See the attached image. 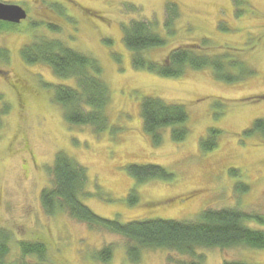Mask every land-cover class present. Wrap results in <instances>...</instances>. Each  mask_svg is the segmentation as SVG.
Segmentation results:
<instances>
[{
    "label": "rangeland",
    "instance_id": "1",
    "mask_svg": "<svg viewBox=\"0 0 264 264\" xmlns=\"http://www.w3.org/2000/svg\"><path fill=\"white\" fill-rule=\"evenodd\" d=\"M1 1L17 4L27 14L16 24L0 21V69L7 75L0 76V106H8L0 127V231L8 235L9 245L4 264H19L20 241L43 242L44 264H178L186 259L166 249L145 248L139 261L131 263L124 236L90 228L63 211L47 214L40 192L51 186L48 167L58 151L86 167L90 194L80 200L105 219L195 220L207 207L264 216V138L244 133L255 119L264 118V0H171L179 13L173 33L164 25L167 0ZM133 20L151 22L165 41L141 52L149 61L163 63L174 48L196 43L205 52L242 59L254 74L230 83L216 79L212 68H186L175 78L136 68L122 31ZM41 36L97 59L110 89L106 130L97 134L64 119L45 84L74 86V78L56 76L45 64L23 62L20 49ZM17 79L25 86L20 95L12 86ZM147 96L185 106L184 140L172 139V126L160 130L159 145L143 133L140 105ZM209 128L220 131L218 145L203 152L200 139ZM130 163L161 165L172 178L137 182L127 172ZM231 169L238 175H231ZM237 183L248 189L239 190ZM132 188L138 195L135 205L127 200ZM250 225L264 229L256 222ZM105 246H111L112 255L103 263L96 253ZM200 252L204 264H264V249ZM24 260L40 262L36 256Z\"/></svg>",
    "mask_w": 264,
    "mask_h": 264
},
{
    "label": "trees",
    "instance_id": "2",
    "mask_svg": "<svg viewBox=\"0 0 264 264\" xmlns=\"http://www.w3.org/2000/svg\"><path fill=\"white\" fill-rule=\"evenodd\" d=\"M132 5V4H131ZM137 9V6L132 5ZM131 8V9H132ZM166 30L173 33V20L178 16L176 3L167 0L165 4ZM3 22V21H2ZM9 23V22H7ZM5 24V23H4ZM13 24V23H10ZM50 29H56L49 25ZM1 28V27H0ZM221 29H225L220 25ZM123 42L132 51V63L136 68L155 72L163 77H180L186 68L202 70L212 68L216 79L235 83L254 74V70L242 62V59L225 52H205L201 45L193 43L185 47L174 48L163 63L147 60L141 52L149 47L161 46L164 39L153 30L151 22L133 20L123 26ZM205 44V41L204 43ZM238 51V50H237ZM20 57L26 64H45L56 76L74 78L75 85L63 84L46 86L52 89L53 100L63 110L64 119L72 125L90 126L95 133H100L110 126L107 114L110 103V89L96 58L64 45L57 39L38 37L20 49ZM233 73H232V72ZM0 75H3L0 71ZM2 95L0 94V100ZM8 106H0V127L2 116ZM142 131L152 139L154 145L161 143L160 130L172 126L171 137L179 142L185 139L188 128V112L183 104L167 102L159 97H144L140 105ZM244 133L248 136L259 134L264 138V118L255 119ZM220 131L209 128L200 139L203 152L215 149L218 145ZM127 172L137 182L149 178H172L171 172L158 164L126 165ZM52 175L51 186L40 192V202L47 214L57 211L66 212L77 221L86 223L90 228L105 229L124 236L130 243L126 247V256L131 263L139 261L141 249H166L186 259L178 264H204L205 248L226 249L244 246L251 249H264V229L252 227L251 222L264 227V216L247 213L235 207L204 208L195 220L145 219L118 220L105 219L95 214L81 200L86 191L88 179L86 167L77 163L65 152L58 151L52 164L48 167ZM231 175L238 171L231 169ZM239 190L246 191L247 185L237 183ZM136 190L131 189L127 195L129 205L138 200ZM8 235L0 231V264L9 252ZM21 261L19 264H44L46 247L39 241H20ZM111 246L101 248L96 254L100 262L111 258ZM36 256L40 262L30 263L24 258ZM44 262V263H43ZM221 264H251L242 260H224Z\"/></svg>",
    "mask_w": 264,
    "mask_h": 264
},
{
    "label": "water",
    "instance_id": "3",
    "mask_svg": "<svg viewBox=\"0 0 264 264\" xmlns=\"http://www.w3.org/2000/svg\"><path fill=\"white\" fill-rule=\"evenodd\" d=\"M26 11L19 5L0 0V20L9 23H19L26 18Z\"/></svg>",
    "mask_w": 264,
    "mask_h": 264
},
{
    "label": "flooded vegetation",
    "instance_id": "4",
    "mask_svg": "<svg viewBox=\"0 0 264 264\" xmlns=\"http://www.w3.org/2000/svg\"><path fill=\"white\" fill-rule=\"evenodd\" d=\"M0 71H2L3 75L7 77V75L4 73L3 69H0ZM0 76H2V75H0ZM12 86L14 87V89L16 88V92L18 95H20V89L25 88L24 84L18 79L13 81Z\"/></svg>",
    "mask_w": 264,
    "mask_h": 264
}]
</instances>
